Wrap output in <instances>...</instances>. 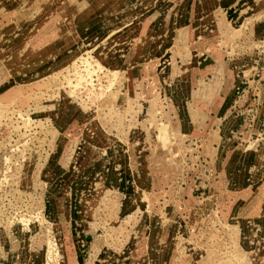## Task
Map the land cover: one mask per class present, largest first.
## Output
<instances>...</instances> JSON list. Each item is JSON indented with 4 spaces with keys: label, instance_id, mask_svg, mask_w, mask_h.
<instances>
[{
    "label": "rangeland",
    "instance_id": "rangeland-1",
    "mask_svg": "<svg viewBox=\"0 0 264 264\" xmlns=\"http://www.w3.org/2000/svg\"><path fill=\"white\" fill-rule=\"evenodd\" d=\"M0 264H264V0H0Z\"/></svg>",
    "mask_w": 264,
    "mask_h": 264
},
{
    "label": "crops",
    "instance_id": "crops-1",
    "mask_svg": "<svg viewBox=\"0 0 264 264\" xmlns=\"http://www.w3.org/2000/svg\"><path fill=\"white\" fill-rule=\"evenodd\" d=\"M230 98H231V97H230ZM213 124H214V123H213ZM213 124H212V125H213ZM215 126H216V124H215ZM217 128H218V126H217ZM213 129H216V128H213ZM179 133H181V132L179 131ZM181 134H182V133H181Z\"/></svg>",
    "mask_w": 264,
    "mask_h": 264
}]
</instances>
